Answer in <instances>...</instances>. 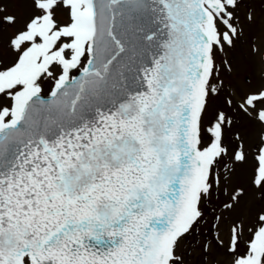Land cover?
Instances as JSON below:
<instances>
[{
  "label": "snow or ice",
  "instance_id": "6c2138e0",
  "mask_svg": "<svg viewBox=\"0 0 264 264\" xmlns=\"http://www.w3.org/2000/svg\"><path fill=\"white\" fill-rule=\"evenodd\" d=\"M0 264H264V0H0Z\"/></svg>",
  "mask_w": 264,
  "mask_h": 264
},
{
  "label": "rangeland",
  "instance_id": "374dc122",
  "mask_svg": "<svg viewBox=\"0 0 264 264\" xmlns=\"http://www.w3.org/2000/svg\"><path fill=\"white\" fill-rule=\"evenodd\" d=\"M231 55L235 56L236 59H237V66L238 67H243L245 64H246V59L245 57L243 56L242 52H235V53H232Z\"/></svg>",
  "mask_w": 264,
  "mask_h": 264
}]
</instances>
